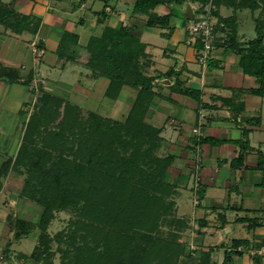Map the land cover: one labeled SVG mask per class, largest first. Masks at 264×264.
<instances>
[{"label":"crops","instance_id":"crops-1","mask_svg":"<svg viewBox=\"0 0 264 264\" xmlns=\"http://www.w3.org/2000/svg\"><path fill=\"white\" fill-rule=\"evenodd\" d=\"M15 2L17 15L38 23L34 33L0 23V259L34 233L17 240L12 223L37 222L30 217L39 206L20 199L7 180L38 99L49 93L83 111L125 120L141 87L124 85L112 98L110 79L95 76L86 64L88 48L101 53L134 40L143 48L135 70L153 79L144 122L158 132V156L168 164L164 180L178 226L164 236L176 235L184 248L179 264L202 253H211L212 264H264V97L256 78L240 66L230 31L217 32L201 61L203 47L187 32L183 16L191 10L194 18L208 4H160L153 13L168 22L149 26L136 0H0L7 7ZM247 11H234L225 0L218 16L210 14L216 27L218 17L235 18L241 48L255 40L241 30Z\"/></svg>","mask_w":264,"mask_h":264},{"label":"trees","instance_id":"trees-1","mask_svg":"<svg viewBox=\"0 0 264 264\" xmlns=\"http://www.w3.org/2000/svg\"><path fill=\"white\" fill-rule=\"evenodd\" d=\"M185 1L136 0L135 9L148 16L149 26L160 23L165 25L168 17L159 18L153 13L154 8L160 4H180ZM195 1L201 2L203 6L209 3V0ZM231 1L234 11L250 10L255 13L260 10L264 13V0ZM223 3L225 0H212L214 8L210 13L218 16L219 7ZM199 12L204 14L201 9ZM218 18L216 34L220 30L231 32L228 35L229 43L236 47L240 54V66L246 74L256 78L259 84L257 93L264 97V19H255L257 38L241 48L235 40V18ZM34 20L29 16L17 15L7 5L0 3V23H5L14 30L27 28L34 33L38 23L34 24ZM74 40L76 42V37ZM132 43L136 41L128 42L130 46L125 48L121 45L126 44L119 42L111 50L105 49L101 53L99 47L96 49L98 53L90 47V57L86 64L95 76L110 79L107 95L112 98L118 95L124 85L141 87L137 100L125 120L114 121L97 113L83 111L49 93L41 95L38 99V106L43 103L45 105L30 118L22 145L13 161V165L32 163L31 173L40 175L44 183L42 190L29 192L32 180H26L22 190L23 197L36 202L42 208L39 221L12 223V226L19 230L15 234L17 240L23 233L29 235L40 231L39 246L35 248V252L29 257L21 255L26 261L47 264L41 259L42 256L46 257L53 244L52 240L48 241L45 247L47 228L55 219L54 213L81 197L80 193L88 196L89 202L86 206L90 209L92 206L102 207V202L106 199L108 207L104 216L107 217V222L104 227L99 226L97 230L90 229L88 232V236L91 234L97 245L100 242L99 245L102 246L99 258L97 259L96 248L88 249L87 255L82 260L75 258L73 264H179L184 257V248L175 242L176 235L171 233L164 236L167 228L177 230L178 221L173 216L174 211H171L174 208L173 203H167L165 197L152 198L149 195V192H161L171 196L172 191L170 185L164 181L168 164L158 156V132L144 122L146 105L153 96V79H148L135 70V63L142 55L143 48L137 43ZM43 125L45 127L41 129ZM33 134L41 135L46 143H59L65 147L68 145L71 150L76 147L75 161L70 164L61 159L60 164L56 165H59V169L56 166V169H45L42 167L41 158L40 162L34 163V159L40 156L34 157L30 152L29 145L32 144ZM64 137L68 138L66 142ZM261 163L263 166L264 160ZM171 217L173 218L170 224ZM240 244L235 241V248ZM78 253L81 252L77 251ZM187 259L189 264H212L211 253H202L196 261H193L190 255ZM226 261L228 262V259Z\"/></svg>","mask_w":264,"mask_h":264},{"label":"rangeland","instance_id":"rangeland-1","mask_svg":"<svg viewBox=\"0 0 264 264\" xmlns=\"http://www.w3.org/2000/svg\"><path fill=\"white\" fill-rule=\"evenodd\" d=\"M15 5L16 2L14 4L12 3L9 6V8L13 9L14 12H15ZM210 9H212V5L210 8L207 7L206 11H209ZM253 15L256 18L261 17L264 19V13H262L260 10L253 13ZM241 19L244 22L241 30L244 33L247 32L248 34H250L252 38L256 39L257 38L256 25L253 22L252 13L250 11L242 12ZM215 22L216 20L214 19V23ZM44 105L45 103L40 104L39 106L38 104H36L35 111L33 114L37 113V111L39 112L38 109L40 107H43ZM44 127L45 125H43L41 129H44ZM64 138H65L64 141L66 142L68 138L66 137ZM44 140L45 139H43L41 135L33 134V141L31 142L32 144L29 145L30 152L34 155V157L40 156L39 158L34 159L35 161L34 163L40 162L41 161L40 158H41L43 160L45 159V161L43 160L41 161L43 164L42 167H45V169H56V168L59 169V165L58 166L56 165L60 164L59 162L61 161V159L68 161L70 164H72L73 161H75L76 147H74L73 150H71L70 146L68 145L65 147V145L62 146L63 144L59 145V143L50 144V142L46 143ZM12 168H13L12 172L14 174L11 175V177L7 180L8 182L7 184L15 188L16 191H14L15 192L14 194H16L20 199H25L26 201H29V199L22 196V190L25 188L26 180H32L31 182L32 184L29 187V192L30 191L32 192L35 189H37L38 191L42 190L43 188L42 185H44V183L40 179L41 178L40 175L38 174L34 175L30 171L32 169V163L25 162L21 165L16 164L13 165ZM70 190L73 191V188H71ZM80 194L81 197L72 200V202L68 204L66 208H63V210L56 211L54 213L55 219L47 228V233H46L47 242H44L45 247H47L48 241L52 240L53 244L52 247H50V252L46 254V257L42 256L41 258L44 259V262L47 264H73L75 258H78V260L80 259L82 260L84 256L87 255L86 252H88V249L92 250L94 248H96L97 250L96 251L98 254L97 259L99 258V253L100 251H102V246L99 245L100 242L97 245V242L94 241L90 236L91 234L88 236V232L91 231L90 229H92V231H95V228L97 230L99 226L104 227L106 225L107 217L104 216V212L105 209H107L108 207L107 206L108 203L105 199L102 202V207L92 206V208L90 209L86 206V204H88L89 202L88 196L83 193ZM149 195H151L152 198L162 197L163 199L165 197L164 200L167 201V203H169V199L171 197L169 195H164L161 192H152V193L149 192ZM36 199L37 200L39 199L38 196L36 197ZM37 210H39L37 214L34 215L33 213L30 219H34V221L38 222L42 213V208L39 206L37 207ZM171 211L172 212L175 211V207L171 209ZM111 218L112 216L110 217V219ZM243 234H246V232H241V234L238 235L243 236ZM39 237H40V231L37 230L34 231L33 235L30 236L28 239H23L20 242H16L13 246L10 247L11 253L8 255V257H5V255H3L2 258L0 259V263L34 264L32 262L33 260L26 261L24 259L19 258L18 255L26 254L27 257L31 256L35 252V248L39 246ZM102 244L103 242H101V245ZM77 251L81 253L77 254ZM64 253H67L68 255L66 256L64 255ZM38 254H41V252H38ZM38 254L36 257H38Z\"/></svg>","mask_w":264,"mask_h":264},{"label":"built area","instance_id":"built-area-1","mask_svg":"<svg viewBox=\"0 0 264 264\" xmlns=\"http://www.w3.org/2000/svg\"><path fill=\"white\" fill-rule=\"evenodd\" d=\"M212 5V0H209L208 7ZM198 11V10H197ZM211 12V9L209 10ZM204 11L194 16L192 20L187 23V32L190 35L197 36L203 45V54L201 61L207 59V55L212 52L216 40V23L211 20L210 12ZM194 134L201 135L199 129H194Z\"/></svg>","mask_w":264,"mask_h":264},{"label":"water","instance_id":"water-1","mask_svg":"<svg viewBox=\"0 0 264 264\" xmlns=\"http://www.w3.org/2000/svg\"><path fill=\"white\" fill-rule=\"evenodd\" d=\"M183 17H184V19H186V20H192V19H193V13H192V11L189 10L188 13L185 14Z\"/></svg>","mask_w":264,"mask_h":264}]
</instances>
